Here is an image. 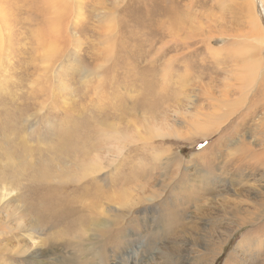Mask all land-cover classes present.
<instances>
[{"label": "rangeland", "instance_id": "obj_1", "mask_svg": "<svg viewBox=\"0 0 264 264\" xmlns=\"http://www.w3.org/2000/svg\"><path fill=\"white\" fill-rule=\"evenodd\" d=\"M0 120L16 264H264V0H0Z\"/></svg>", "mask_w": 264, "mask_h": 264}, {"label": "bare ground", "instance_id": "obj_2", "mask_svg": "<svg viewBox=\"0 0 264 264\" xmlns=\"http://www.w3.org/2000/svg\"><path fill=\"white\" fill-rule=\"evenodd\" d=\"M255 7V6H254ZM252 8V7H251ZM253 9V8H252ZM252 11H254V10H252ZM257 42H258V40H257ZM255 110V109H254ZM250 111V110H249ZM259 122V121H258ZM10 123V122H9ZM10 125H11V123H10ZM10 125H8V122L6 123V122H4L3 120H0V127L2 128V129H4V128H8ZM257 126V125H256ZM260 128V127H259ZM17 129V128H16ZM15 129V130H16ZM9 130V129H8ZM261 131V130H260ZM5 132V131H4ZM9 131H7V133H8ZM16 132V131H15ZM18 133V132H17ZM13 135H14V133H13ZM2 145H0V147H1ZM23 147V146H22ZM24 148V147H23ZM15 149V148H14ZM12 151V150H11ZM13 151H15V150H13ZM24 153H25V151H24ZM19 154V153H18ZM26 155V154H25ZM262 155V158H263V160H264V152L261 154ZM49 156V155H48ZM47 157V156H46ZM45 157V158H46ZM42 158V157H41ZM257 158V157H256ZM47 159H49V158H47ZM46 159V160H47ZM259 161H263V160H261V159H259V158H257ZM42 160V159H41ZM43 161V160H42ZM40 162L41 164L42 163H44V162ZM48 161V160H47ZM46 162V161H45ZM51 162V161H50ZM83 162V161H82ZM48 163V162H47ZM44 164V165H42L41 166V168H44V169H39V170H41V172H40V175H38L37 177H36V179H37V181H40V182H43L44 184H46V186H45V188H44V192L40 195V196H38L37 198H38V200L39 201H37V204L36 205H34V207L31 209V214L33 215V217H29V216H27L26 214L24 215V216H20L19 214H16V212L14 213L13 212V210L12 211H9L10 213H7L5 216H0V262H2V260L4 259V260H7L8 261V264L11 262H13L14 264H16V257H18L19 255H22V253H24L23 251H22V248H20V246L19 247H17V246H12V245H8L7 243H4V241H6L7 240V238L9 237V236H11L12 237V235L14 236V235H17L20 231H22V230H20V228L21 227H19V226H16V227H13L12 228V226H10V227H5V222L7 221V220H11V219H16V220H18V219H25V223H26V225H25V227L27 226V224L29 223V225L30 224H32L33 222H34V219L33 218H35V217H38L39 218V216L40 217H44L45 219H41V220H43L44 222H47L48 224H50V222H52V221H54L55 219L57 220V217H63V216H65L66 214H67V212H64L63 214H62V212H61V214H59V215H56L55 214V210H56V208L57 209H63L62 207V204L61 203H57V200L55 199L56 198V196H55V193H58L57 192V190L56 189H54L53 190V187H52V185L50 184V183H48V180L50 179V177L52 176V173H50L51 171L49 170V166H50V163H49V166H48V164ZM263 164H264V162H262ZM53 164V163H52ZM38 171V170H37ZM36 171V172H37ZM241 171V170H240ZM21 173V172H20ZM34 173V172H33ZM19 176V175H18ZM21 176V175H20ZM32 178V177H31ZM21 179V178H20ZM35 179V178H34ZM1 190V189H0ZM4 190V188L2 189V191ZM1 192V191H0ZM55 192V193H54ZM33 193V192H32ZM98 193H99V190H96L95 191V195H98ZM29 194V193H28ZM4 195H6V194H4ZM62 195V194H61ZM26 197V196H25ZM30 197V196H29ZM42 197H43V199H42ZM4 198V196H1L0 197V202H2V199ZM42 199V200H41ZM84 199V198H83ZM28 201V200H27ZM66 203H67V201H65ZM6 203V202H5ZM6 206H7V204H6ZM61 206V207H60ZM4 208H5V205L4 206H2L1 205V207H0V211H3L4 210ZM21 210H18V209H16L17 211H20L21 213H23V211L22 210H24V208L23 207H19ZM28 211V210H27ZM20 213V214H21ZM167 214H169V213H167ZM18 216H20V217H18ZM57 216V217H56ZM178 218V214L176 213L174 216H173V220H176ZM164 219H166V217H164ZM163 219V220H164ZM162 220V221H163ZM22 222V221H21ZM59 222V221H58ZM16 224V223H15ZM14 224V225H15ZM19 227V228H18ZM32 231V230H31ZM14 238V237H13ZM26 253V252H25ZM14 255H15V257H14ZM25 255V254H24ZM30 257H32V256H30ZM16 258V259H15ZM14 261H13V260ZM10 261V262H9ZM21 261V260H20ZM6 262V261H5ZM4 262V263H5ZM7 263V262H6ZM10 263V264H11ZM0 264H3V263H0ZM28 264V263H27Z\"/></svg>", "mask_w": 264, "mask_h": 264}]
</instances>
